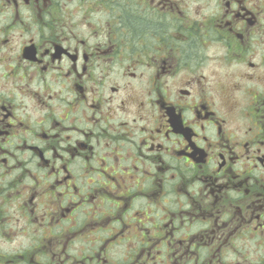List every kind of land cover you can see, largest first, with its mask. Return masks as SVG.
<instances>
[{"label":"flooded vegetation","instance_id":"af4514ba","mask_svg":"<svg viewBox=\"0 0 264 264\" xmlns=\"http://www.w3.org/2000/svg\"><path fill=\"white\" fill-rule=\"evenodd\" d=\"M0 264H264V0H0Z\"/></svg>","mask_w":264,"mask_h":264}]
</instances>
